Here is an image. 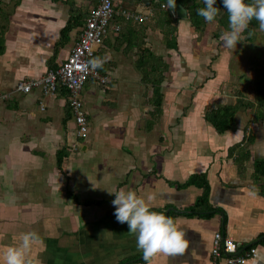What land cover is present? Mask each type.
Segmentation results:
<instances>
[{
  "label": "crops",
  "instance_id": "0c3cea01",
  "mask_svg": "<svg viewBox=\"0 0 264 264\" xmlns=\"http://www.w3.org/2000/svg\"><path fill=\"white\" fill-rule=\"evenodd\" d=\"M123 1L147 19L123 15L114 0L116 18L96 46L100 74L111 81L92 77L82 90L90 124L83 139L68 93L16 86L60 68L100 0H0V250L23 232L45 231V264H73V254L81 255L76 264H147L136 235L115 216L108 190L125 188L154 191L153 208L177 218L190 240L184 253L158 254L152 264H214L216 232L257 246L247 264H264V177L257 172L264 165V30L253 20L229 49L220 39L229 24L223 3L221 14L198 29L165 7L167 0ZM198 1L177 0L189 18ZM149 48L163 59L159 108L155 85L143 74ZM224 107H237L236 124L220 133L207 114ZM197 175L208 178L210 210L193 214L203 189L181 185ZM59 215L75 251L58 245L63 234L54 235L49 218Z\"/></svg>",
  "mask_w": 264,
  "mask_h": 264
},
{
  "label": "clouds",
  "instance_id": "9594fccd",
  "mask_svg": "<svg viewBox=\"0 0 264 264\" xmlns=\"http://www.w3.org/2000/svg\"><path fill=\"white\" fill-rule=\"evenodd\" d=\"M205 6L197 9L198 14L206 21H214L222 12L217 6V0H204ZM228 13V29L221 33L220 39L226 48L237 47L242 34L249 28L253 20L258 21L260 30H264V0H222ZM173 11L177 0H167L165 5ZM93 69L101 67L103 61L94 58L90 61ZM112 204L115 206V216L120 223H127L130 233L136 235L137 247L142 250L147 264L158 254H182L188 248L190 240L186 230L180 226L177 218L157 211L152 206L156 200L154 191L140 194L132 189L119 188ZM40 242V236L34 231L23 232L18 242L6 245L0 250V264H42L33 255L34 245Z\"/></svg>",
  "mask_w": 264,
  "mask_h": 264
},
{
  "label": "built area",
  "instance_id": "2783aa9c",
  "mask_svg": "<svg viewBox=\"0 0 264 264\" xmlns=\"http://www.w3.org/2000/svg\"><path fill=\"white\" fill-rule=\"evenodd\" d=\"M123 15L142 22L147 16L122 11ZM121 13V14H122ZM116 14L114 0H100L98 7L88 18L79 41L58 70H50L39 79L20 81L17 92L29 93L37 88L46 95H54L61 90L68 93V102L77 125L78 136L86 139L89 136L90 124L81 99V93L92 77L99 78L101 83L111 81V76H101L99 68L93 69L90 61L96 57V46L102 45L109 35V26ZM120 28L118 27L117 30ZM255 245H241L234 238L223 232H216L212 242L214 264H247L256 257Z\"/></svg>",
  "mask_w": 264,
  "mask_h": 264
},
{
  "label": "trees",
  "instance_id": "16d2710c",
  "mask_svg": "<svg viewBox=\"0 0 264 264\" xmlns=\"http://www.w3.org/2000/svg\"><path fill=\"white\" fill-rule=\"evenodd\" d=\"M222 4V0H217V6ZM205 3L204 0H201V2H196L192 7H190L188 10H190V18L189 21L192 23L193 26H196L198 29H204L207 25L208 21H206L202 16L198 14L197 9L200 7H204ZM116 10V9H115ZM117 11V10H116ZM116 18V14L113 18V20ZM74 21V20H73ZM76 23V22H75ZM74 22H71L72 26ZM96 57H99L96 55ZM154 59L157 61H160L159 63L155 62ZM142 65H144V76L146 80L150 81L155 85V92L153 96L152 102L155 104L157 108L160 107L163 99V95L161 93L160 84L162 80L164 79L163 72L159 70V65L163 63V59L160 57H157L153 54V52L149 49H145V51L142 53L141 58ZM151 63V65H150ZM103 66L99 68V72L102 73ZM51 70H58V69H51ZM65 91V90H61ZM66 92V91H65ZM67 93V92H66ZM260 93H257V99H259ZM262 101H260V104L262 105ZM237 107H224L217 110H212L207 114L208 121L219 131L220 133L232 129L235 127L236 121H235V114H236ZM62 155V154H61ZM63 157L60 156L58 158L59 160V168L61 169V166L63 164ZM257 172L264 177V165H259L257 167ZM190 185H196L203 189L202 195L197 199L194 207L192 208L193 214H198V212L201 211H208L210 210L209 207V193H210V184L208 181V178L205 175L201 176H193L187 183L182 184V187H188Z\"/></svg>",
  "mask_w": 264,
  "mask_h": 264
},
{
  "label": "rangeland",
  "instance_id": "374dc122",
  "mask_svg": "<svg viewBox=\"0 0 264 264\" xmlns=\"http://www.w3.org/2000/svg\"><path fill=\"white\" fill-rule=\"evenodd\" d=\"M135 6L136 5H132L130 2H128V1H123V0H116V7L118 8V9H120V10H126V11H128V12H132L134 9H135ZM116 9V8H115ZM122 12V11H121ZM102 196V195H101ZM102 198H104V199H106V197H102ZM58 203V206H57V208L59 207V209H64V204L61 202V201H58L57 202ZM46 206H49L50 208L52 207L53 208V206H52V204L51 203H46ZM105 206L106 207H111V206H109V205H106L105 204ZM46 216H42L41 217V219H42V221L44 220V218H45ZM65 216L64 215H59L58 217L57 216H51L49 219H50V221H51V219H52V223H53V228H52V230H54L55 232H54V235H61V234H63V235H61V238H63L64 240H61L60 238H59V241H58V245H59V247L60 248H65V246H66V244L69 246V248H70V250L72 249V250H74V240H73V238H71V239H68V240H66L67 238H65L66 237V235L64 234V232L62 231V227H63V225H65L66 223H64V221H66L65 220V218H64ZM4 218H6V219H8L9 217H4ZM62 220V221H61ZM4 220H2L1 218H0V222H3ZM16 221L18 222L19 221V218H17V219H14V220H8V222H10V223H13V224H15L16 223ZM23 222V221H22ZM60 225V226H59ZM24 231V230H23ZM39 236H40V240H41V242H39V246H37V247H39L38 248V250L40 251L39 253H37V258H41V262H42V264H45L47 261H48V259L50 258V256H49V251L47 252L46 251V241H45V243H44V240L43 239H45L46 237H47V233L45 232V231H39ZM65 236V237H64ZM6 237L7 236H5V239H6ZM1 244V243H0ZM57 245V244H56ZM57 245V246H58ZM76 250V249H75ZM74 250V251H75ZM36 251V250H35ZM83 251H86L85 249L83 250ZM89 251L91 252V255L94 253V251H95V249H92V248H90L89 249ZM75 253V252H74ZM61 255V256H60ZM62 255H63V253L61 252V253H59V256L60 257H62ZM72 255V254H71ZM73 256V257H72ZM72 256H69L70 258H71V260L70 261H72L73 262V260H74V263L73 264H76L75 262L76 261H81V255L80 254H77V255H75V254H73ZM88 259L90 258V256L89 255H87L86 256ZM90 260H93L92 258H90ZM106 262H102L101 264H105ZM81 264V263H80ZM109 264H112V263H109Z\"/></svg>",
  "mask_w": 264,
  "mask_h": 264
},
{
  "label": "water",
  "instance_id": "95a60500",
  "mask_svg": "<svg viewBox=\"0 0 264 264\" xmlns=\"http://www.w3.org/2000/svg\"><path fill=\"white\" fill-rule=\"evenodd\" d=\"M176 8H177V17L179 19H189L188 11L183 7V5H181V3L177 2Z\"/></svg>",
  "mask_w": 264,
  "mask_h": 264
},
{
  "label": "bare ground",
  "instance_id": "6f19581e",
  "mask_svg": "<svg viewBox=\"0 0 264 264\" xmlns=\"http://www.w3.org/2000/svg\"><path fill=\"white\" fill-rule=\"evenodd\" d=\"M152 17V16H151Z\"/></svg>",
  "mask_w": 264,
  "mask_h": 264
}]
</instances>
